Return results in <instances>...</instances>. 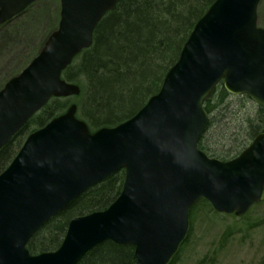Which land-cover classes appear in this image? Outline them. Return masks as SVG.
Wrapping results in <instances>:
<instances>
[{
	"label": "water",
	"instance_id": "95a60500",
	"mask_svg": "<svg viewBox=\"0 0 264 264\" xmlns=\"http://www.w3.org/2000/svg\"><path fill=\"white\" fill-rule=\"evenodd\" d=\"M36 0H0V25ZM121 0H60V21L43 48L0 90V149L52 97L79 94L63 78ZM261 0H215L197 20L160 91L132 117L91 132L73 103L32 132L0 173V264H79L96 246L133 244L136 264H168L185 239L192 205L208 200L243 216L264 201V132L230 160L198 142L217 85L264 108ZM125 169L106 209L71 219L62 244L33 254L30 239L88 188Z\"/></svg>",
	"mask_w": 264,
	"mask_h": 264
},
{
	"label": "trees",
	"instance_id": "16d2710c",
	"mask_svg": "<svg viewBox=\"0 0 264 264\" xmlns=\"http://www.w3.org/2000/svg\"><path fill=\"white\" fill-rule=\"evenodd\" d=\"M214 1L121 0L99 22L92 46L83 50L63 73L67 80L82 87L77 101L79 103L83 95H86L85 106L82 107L79 103L80 112L86 116L92 130L117 125L132 117L150 96L160 90L165 74L178 60L196 21ZM76 60H79L75 67L76 72H71ZM229 96L220 84L213 99L205 103V109L210 114V123L198 143L208 155L225 160L233 158V153H222L213 145L217 143L223 148L230 129L235 131L227 139L241 141L242 145L237 147L241 148L240 151L257 134L264 132V108L244 95V98L255 104L256 110L247 115L245 112L241 116L231 108L230 102H226ZM70 103V99H53L38 113L35 123L39 127L45 125L64 112ZM225 103L227 105L223 106ZM232 117L241 122L234 124ZM30 122L0 149V172L18 153ZM240 134L246 139L242 140V137L239 140ZM124 177V170H120L72 201L30 239L28 248L31 253L59 248L70 220L76 215L107 208L121 192ZM199 201L210 204L206 199ZM194 207L195 204L190 210L191 219ZM135 262L134 246L105 241L92 249L79 264Z\"/></svg>",
	"mask_w": 264,
	"mask_h": 264
},
{
	"label": "rangeland",
	"instance_id": "374dc122",
	"mask_svg": "<svg viewBox=\"0 0 264 264\" xmlns=\"http://www.w3.org/2000/svg\"><path fill=\"white\" fill-rule=\"evenodd\" d=\"M60 11V0H37L23 13L0 25V89L40 52L48 36L58 27ZM258 14V24L264 26V0L259 4ZM78 62H74L71 72H76ZM78 97L71 101L78 104L79 116L88 122L80 112V105L85 106L87 97H80V105ZM226 102L241 116L256 110L255 104L243 96L230 95ZM38 115L29 123L24 139L31 130L39 128L35 123ZM234 131L229 130L223 148L217 143L213 145L222 153H233V158L243 150L237 148L242 145L241 141L227 139ZM241 138L246 139L240 134ZM204 204L195 203L189 234L169 264H264V202L253 206L244 216L219 213L211 204Z\"/></svg>",
	"mask_w": 264,
	"mask_h": 264
},
{
	"label": "bare ground",
	"instance_id": "6f19581e",
	"mask_svg": "<svg viewBox=\"0 0 264 264\" xmlns=\"http://www.w3.org/2000/svg\"><path fill=\"white\" fill-rule=\"evenodd\" d=\"M124 178H125V177H124ZM123 185H124V183H123ZM122 188H123V187H122ZM121 192H122V191H121ZM121 192H120V193H121ZM120 193H119V195H120ZM119 195H118V196H119ZM118 196L113 200V202L118 198ZM113 202H112V203H113ZM68 206H69V205H68ZM68 206H67V207H68ZM67 207H66V208H67ZM66 208H65V209H66ZM65 209H64V210H65ZM64 210H63V211H64ZM63 211H62V212H63ZM95 211H97V210H95ZM92 212H94V211H92ZM89 213H91V212H89ZM86 214H88V213H85V214H83V215H86ZM76 216H78V215H76ZM76 216H74V217H76ZM116 244H117V243H116ZM118 245H121V244H118Z\"/></svg>",
	"mask_w": 264,
	"mask_h": 264
}]
</instances>
